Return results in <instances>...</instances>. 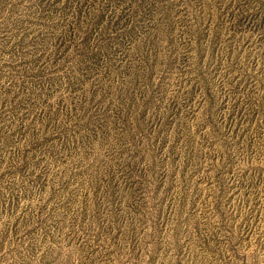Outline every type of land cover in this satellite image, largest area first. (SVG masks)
Wrapping results in <instances>:
<instances>
[{"label": "rangeland", "instance_id": "374dc122", "mask_svg": "<svg viewBox=\"0 0 264 264\" xmlns=\"http://www.w3.org/2000/svg\"><path fill=\"white\" fill-rule=\"evenodd\" d=\"M0 264H264V0H0Z\"/></svg>", "mask_w": 264, "mask_h": 264}]
</instances>
